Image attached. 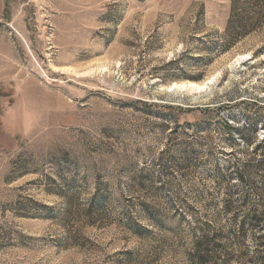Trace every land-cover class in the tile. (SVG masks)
<instances>
[{
    "label": "rangeland",
    "instance_id": "rangeland-1",
    "mask_svg": "<svg viewBox=\"0 0 264 264\" xmlns=\"http://www.w3.org/2000/svg\"><path fill=\"white\" fill-rule=\"evenodd\" d=\"M230 10L0 0V264H190L204 222L264 264L263 36L225 48Z\"/></svg>",
    "mask_w": 264,
    "mask_h": 264
},
{
    "label": "trees",
    "instance_id": "trees-1",
    "mask_svg": "<svg viewBox=\"0 0 264 264\" xmlns=\"http://www.w3.org/2000/svg\"><path fill=\"white\" fill-rule=\"evenodd\" d=\"M225 48L239 39L261 34L263 43L255 51L256 56L264 54V0H231V10L225 30ZM256 216V219H260ZM258 221V220H257ZM201 233L196 236L190 264H230L229 256L218 257L213 251L214 240L206 230L209 223L201 225Z\"/></svg>",
    "mask_w": 264,
    "mask_h": 264
},
{
    "label": "bare ground",
    "instance_id": "bare-ground-1",
    "mask_svg": "<svg viewBox=\"0 0 264 264\" xmlns=\"http://www.w3.org/2000/svg\"><path fill=\"white\" fill-rule=\"evenodd\" d=\"M249 54H246L245 56H247ZM238 62H240V59H238ZM215 77H210L207 80H204L202 82H192V81H182V82H173L169 87H167V91H169L168 89H171V91L173 90H177V91H182L183 89L186 90L188 93H194V92H201L203 90H205L206 88L209 87L210 84L213 83ZM176 91V92H177ZM184 93V91L182 92Z\"/></svg>",
    "mask_w": 264,
    "mask_h": 264
},
{
    "label": "water",
    "instance_id": "water-1",
    "mask_svg": "<svg viewBox=\"0 0 264 264\" xmlns=\"http://www.w3.org/2000/svg\"><path fill=\"white\" fill-rule=\"evenodd\" d=\"M169 91H171V89H168ZM183 91H184V89H183ZM173 92H176L175 90H173Z\"/></svg>",
    "mask_w": 264,
    "mask_h": 264
}]
</instances>
